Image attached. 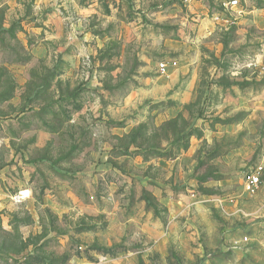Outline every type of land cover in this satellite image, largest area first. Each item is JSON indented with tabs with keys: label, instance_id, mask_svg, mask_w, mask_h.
Returning a JSON list of instances; mask_svg holds the SVG:
<instances>
[{
	"label": "rangeland",
	"instance_id": "rangeland-1",
	"mask_svg": "<svg viewBox=\"0 0 264 264\" xmlns=\"http://www.w3.org/2000/svg\"><path fill=\"white\" fill-rule=\"evenodd\" d=\"M221 2L0 0V264H264V0Z\"/></svg>",
	"mask_w": 264,
	"mask_h": 264
},
{
	"label": "built area",
	"instance_id": "built-area-1",
	"mask_svg": "<svg viewBox=\"0 0 264 264\" xmlns=\"http://www.w3.org/2000/svg\"><path fill=\"white\" fill-rule=\"evenodd\" d=\"M180 1L184 4H187L192 2L193 0ZM221 6L228 14H230V17L225 18V23H236L238 18L237 14H241V12L237 11V9L240 7V0H222ZM263 169L264 168L261 166L255 172L247 175L243 184V188L246 192L254 193L257 189H259L262 183Z\"/></svg>",
	"mask_w": 264,
	"mask_h": 264
},
{
	"label": "crops",
	"instance_id": "crops-1",
	"mask_svg": "<svg viewBox=\"0 0 264 264\" xmlns=\"http://www.w3.org/2000/svg\"><path fill=\"white\" fill-rule=\"evenodd\" d=\"M239 9V8H238Z\"/></svg>",
	"mask_w": 264,
	"mask_h": 264
}]
</instances>
